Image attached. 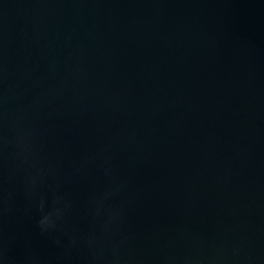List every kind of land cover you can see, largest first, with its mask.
I'll return each instance as SVG.
<instances>
[{"label": "water", "instance_id": "obj_1", "mask_svg": "<svg viewBox=\"0 0 264 264\" xmlns=\"http://www.w3.org/2000/svg\"><path fill=\"white\" fill-rule=\"evenodd\" d=\"M0 264H264V0H0Z\"/></svg>", "mask_w": 264, "mask_h": 264}]
</instances>
